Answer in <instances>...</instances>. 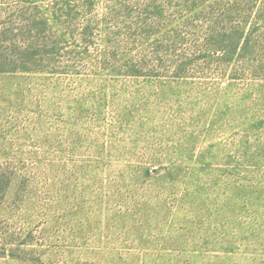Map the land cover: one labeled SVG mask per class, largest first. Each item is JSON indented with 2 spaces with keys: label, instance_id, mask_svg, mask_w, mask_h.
I'll use <instances>...</instances> for the list:
<instances>
[{
  "label": "rangeland",
  "instance_id": "rangeland-1",
  "mask_svg": "<svg viewBox=\"0 0 264 264\" xmlns=\"http://www.w3.org/2000/svg\"><path fill=\"white\" fill-rule=\"evenodd\" d=\"M62 2L54 62L0 73V264H264V0H223L231 60L218 0Z\"/></svg>",
  "mask_w": 264,
  "mask_h": 264
},
{
  "label": "trees",
  "instance_id": "trees-1",
  "mask_svg": "<svg viewBox=\"0 0 264 264\" xmlns=\"http://www.w3.org/2000/svg\"><path fill=\"white\" fill-rule=\"evenodd\" d=\"M218 2H221L218 3L220 7L213 18L214 25L220 28L210 32L211 39L215 41L212 48L219 46L217 50H222L223 56L231 60L236 55L240 56V52L245 54L248 51V43L245 47L240 46L247 16L236 14L234 8H238L237 3ZM73 7L62 0H0V73L36 72L51 65L64 36L70 34L67 32L69 26L77 19L78 13H73ZM17 20L20 28H16ZM59 32H62V37L57 36ZM216 37L219 40H214ZM18 41L24 49L20 52L25 57L22 60L14 59ZM182 73L186 72H181L184 76ZM127 74L140 75L134 65L129 66ZM221 75L225 77V72ZM238 75L235 73L231 78H239Z\"/></svg>",
  "mask_w": 264,
  "mask_h": 264
}]
</instances>
